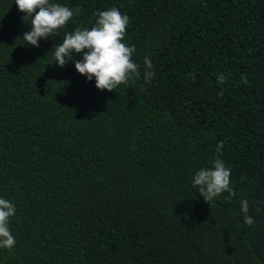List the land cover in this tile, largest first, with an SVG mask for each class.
<instances>
[{
  "label": "trees",
  "instance_id": "16d2710c",
  "mask_svg": "<svg viewBox=\"0 0 264 264\" xmlns=\"http://www.w3.org/2000/svg\"><path fill=\"white\" fill-rule=\"evenodd\" d=\"M50 2L79 14L35 47L0 0V264H264V0ZM113 7L140 74L109 92L54 50ZM217 157L235 195L210 205L193 177Z\"/></svg>",
  "mask_w": 264,
  "mask_h": 264
},
{
  "label": "clouds",
  "instance_id": "9594fccd",
  "mask_svg": "<svg viewBox=\"0 0 264 264\" xmlns=\"http://www.w3.org/2000/svg\"><path fill=\"white\" fill-rule=\"evenodd\" d=\"M18 9L26 15V20L31 17V30L25 32L23 39L28 45L39 47V41L48 39L59 30L65 28L74 15L67 6L59 3H51L50 0H15ZM98 19L95 25L89 28H76L74 32L66 34L63 42L55 46V63L65 66L73 60V54L81 55L82 60L75 61V68L85 75L89 81L96 80V87L109 92L123 84L126 87L134 77L139 76V65L134 62L133 55L136 52L135 46H128L122 41L125 39L126 30L130 18L122 14L118 8H110L106 11L96 13ZM3 25L0 24V29ZM145 83L155 78V73L150 71L153 64L148 57H145ZM193 79L195 76L193 74ZM226 80L224 75L218 77V82L223 84ZM244 83H248L244 78ZM218 95H223V91ZM223 148V142L217 148V152ZM212 166L201 168L193 177V186L198 187V192L204 200L211 205L217 197L227 192L235 195L231 185V169L225 162L217 157L211 162ZM243 179V178H242ZM241 211L245 214L244 222L252 226L254 219L247 215L249 203L245 199L241 201ZM16 213L15 205L11 201L0 198V248L11 250L15 244V237L12 235L9 223L10 218Z\"/></svg>",
  "mask_w": 264,
  "mask_h": 264
}]
</instances>
